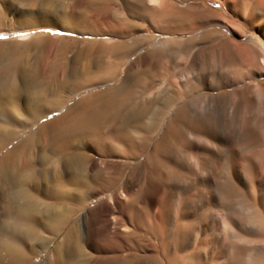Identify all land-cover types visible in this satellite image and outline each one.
<instances>
[{
    "label": "bare ground",
    "instance_id": "1",
    "mask_svg": "<svg viewBox=\"0 0 264 264\" xmlns=\"http://www.w3.org/2000/svg\"><path fill=\"white\" fill-rule=\"evenodd\" d=\"M89 1L90 7L105 12L94 16L93 21L104 27L101 32L95 30L94 36L124 39L133 34L132 28L127 27L138 24L139 20L150 24L168 17V21L175 22L178 16L171 0ZM221 1L243 22L250 21L252 30L245 32L231 17H222L219 23L228 30L223 45H236L245 51L249 64L263 69L264 42L258 34L264 35V0ZM198 29L188 27L189 40ZM173 35L170 40L151 36L130 43L100 41L83 66L84 75L79 77L71 71L64 77L62 93L80 87L92 91L115 83L122 76L126 59L141 41L151 52L160 50L157 48L164 43L182 48L185 44L172 39ZM234 37L243 42H236ZM188 65L187 60L182 63V68H178V74H182L178 76L176 71L159 75L150 73V68L137 69L116 86L90 93L49 121L42 120L62 110L68 101L62 99L61 92L41 96L31 77L20 78L22 84L15 85L0 79V153L3 152L0 155V264H86L81 259L83 252L88 253L85 248L95 251L94 256L89 255L88 264H104L111 258L106 254L114 252L120 242L130 246L132 254L140 252L145 257L142 264H264V163L248 164L242 155L233 158L227 154V159H220L212 140L200 145V152L191 163L182 158L176 165L180 170L190 168L182 186L159 173L165 175L168 185H173L154 199L151 196L153 201L143 199L144 204L139 206L140 191L134 190L130 183L138 180L133 174L118 191L110 193L98 205L88 206L92 198L102 193L95 187H101L103 181L114 183V176L108 171L110 162L97 161L87 153L89 149L95 148L105 156L125 158L123 165H131V160L147 150V145L151 148L152 141L151 156L157 153L162 144L160 139L171 135L170 125L175 118L187 115V106H194L199 115L203 114L199 109L210 112L214 108L210 101H200L196 89L204 86V82L212 86L225 80L218 76L197 77L194 71L187 74ZM176 67L180 66L172 69ZM232 77L226 82L232 83ZM256 89L254 104L262 114L264 90L260 86ZM220 106L226 111L235 105L224 101ZM32 124H37V129L23 138ZM39 133L45 135L42 142L37 139ZM194 138L187 137L184 148H196ZM171 145H175L173 141ZM226 150L229 151L228 146ZM219 166L225 171L222 180L217 175ZM144 175L145 179L147 175ZM232 184L247 190L250 206L231 201L224 194ZM41 200H49L52 206L36 214L32 207ZM238 211L240 215L236 214ZM240 218L245 228L260 235L263 242V246L244 256L237 254L225 237V230L233 231ZM128 229L133 233L144 230L149 237L144 239L145 243L130 244ZM44 234H62V238L44 262H36L46 251L41 249L46 243L40 238Z\"/></svg>",
    "mask_w": 264,
    "mask_h": 264
},
{
    "label": "rangeland",
    "instance_id": "2",
    "mask_svg": "<svg viewBox=\"0 0 264 264\" xmlns=\"http://www.w3.org/2000/svg\"><path fill=\"white\" fill-rule=\"evenodd\" d=\"M171 1L175 3L174 9L178 11L175 22L168 21V17L161 18L162 20L159 22L154 20L150 23L151 25L139 20L138 24L132 25L133 27H127L128 29L132 28L130 31H133V34L121 39L110 36H94L95 30L101 32L104 29L100 26L101 24L93 21L94 16L103 15L105 12L100 8L90 7L89 0H0V79L15 85L22 84L20 78L28 80L31 77L35 81V90L41 96L59 91L62 94V99L68 100L62 110L48 114L42 121L53 120L92 92L105 91L116 86L125 75L135 72L137 69L150 68V73L159 75L176 71L178 76L182 74H178L179 69L182 68V63L187 60L189 64L186 70L187 74L194 71V75L197 77L202 76L205 79H211L218 76L225 80V83L212 84V86L204 84V82L202 83L204 86L200 85L196 89V95L200 97V101L208 100L211 108H214L210 112L199 109V112L202 111L203 113L199 115L194 106H187V115L182 119L175 118V121L170 125L172 136H167V139H160L162 144L160 143L154 156H151L153 141L151 148L147 145V150L131 160V165H123L125 158L105 156L101 151L98 153L99 150L95 148L89 149L87 153L97 161L101 159L110 162L108 171L110 176H114V183L108 184L103 181L101 187H95L102 193L88 202L90 207L98 205L110 193L118 191L122 183L131 178L133 174L138 176V180H133L130 183L134 190L139 189L140 191L137 198L139 199V206L144 204L143 199H147L148 202L149 200L153 201L158 194H161L160 192L168 190L173 185H168L167 179L164 180L165 177H163L165 175L173 180L178 187L182 186L190 168L180 170L176 165L182 161V158L183 160L187 159L188 164L191 163L192 158L200 152L199 147L205 140L214 141V149L220 159H227L226 156L228 155H232L233 158L242 155L245 156L248 164L264 163V112L259 113L255 107L256 104H254L257 86L264 90V68L260 69L249 64L245 51L239 50L236 45H228L226 48V44H223L228 30L219 23L222 17H231L232 21L240 25L243 31L250 33L252 32L250 21L243 22L242 18L233 15L221 0ZM190 26L199 27L197 34L195 33L192 37L193 40H191L192 38L189 40L191 35L187 32ZM157 29L158 31H156ZM171 33L175 35L172 36V39L185 44L183 45L184 48L183 46L179 48L171 43L170 45L164 43L162 47L157 48L160 50L151 52L148 50L149 47L141 41L137 44L135 52L129 55L128 60L123 59L127 64L124 66V70H121L122 66L120 67L122 76L115 83L100 86L92 91L80 87L74 91L62 93L64 77L71 71L76 73V76H83V66L87 62L86 60L92 57L91 55L100 41L113 42L118 40L130 43L137 38L142 39L151 36L160 40H170ZM258 36L264 42V35L258 34ZM234 38L238 43L243 42L241 38ZM231 47L233 49L229 50ZM236 50L240 51L239 55ZM176 65L180 67H176L175 70L172 69ZM233 75L234 81L232 83L231 81L226 82ZM224 101H232L235 106L222 111L220 105ZM36 129L37 124H32L23 133V138L30 136ZM193 136L199 150L197 147L194 149L184 148L187 137L193 138ZM44 137L45 135L42 133L37 135V139L41 142ZM172 141L175 145H171ZM227 146L229 151L226 150ZM159 173L165 175L159 176ZM224 173L223 168L217 169V175L221 180L224 178ZM143 175L146 176L145 179ZM246 191L244 187L232 184L226 187L224 194L231 201H242L250 206L251 202ZM51 206L52 203L49 200H41L35 203L32 208L38 214ZM239 213V211L236 212L237 215ZM241 219L239 223L242 226L238 224L233 231L226 229L225 237L234 251L240 256H244L260 245L263 246V242L260 235L256 232L251 233L245 228L243 219ZM127 233L130 235L128 243L134 245L145 243L144 239L148 236L144 230L133 233L131 229H128ZM21 235L25 236V232H22ZM40 238L46 242L44 243L45 246L41 247L46 251L36 258V262L45 261L59 244L62 234H58V236L44 234ZM129 247L124 242H120L114 252L106 254L111 258L104 264H142L141 262L145 260V257L140 252H136L137 255L132 254L134 251ZM85 251L88 253L84 254L83 252L81 259L88 264L89 255L94 256L95 251L93 248L89 250L85 248Z\"/></svg>",
    "mask_w": 264,
    "mask_h": 264
},
{
    "label": "snow or ice",
    "instance_id": "3",
    "mask_svg": "<svg viewBox=\"0 0 264 264\" xmlns=\"http://www.w3.org/2000/svg\"><path fill=\"white\" fill-rule=\"evenodd\" d=\"M22 34V33H21Z\"/></svg>",
    "mask_w": 264,
    "mask_h": 264
}]
</instances>
